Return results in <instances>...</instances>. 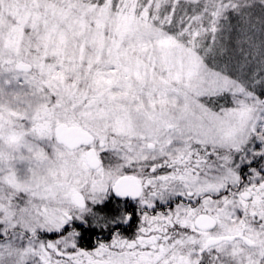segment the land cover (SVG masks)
<instances>
[{
	"label": "rangeland",
	"instance_id": "1",
	"mask_svg": "<svg viewBox=\"0 0 264 264\" xmlns=\"http://www.w3.org/2000/svg\"><path fill=\"white\" fill-rule=\"evenodd\" d=\"M192 1L214 9V19L202 8L174 32L164 27L176 21L162 18L174 0H0V217L8 230L0 264H107L103 247L62 258L77 254L76 230L62 231L67 215L96 222L93 208L109 178L129 164L169 159L186 143L230 147L252 117L264 121V21L237 24L250 32L235 34L228 48L217 40L218 54L201 56L194 46L219 32L218 13L264 0ZM59 123L93 134L95 168L85 147L57 144ZM233 180L225 156L222 167L186 183L201 194ZM74 193L84 206L74 204ZM220 201L206 202L234 228L239 204ZM220 250L225 264L228 245Z\"/></svg>",
	"mask_w": 264,
	"mask_h": 264
},
{
	"label": "flooded vegetation",
	"instance_id": "2",
	"mask_svg": "<svg viewBox=\"0 0 264 264\" xmlns=\"http://www.w3.org/2000/svg\"><path fill=\"white\" fill-rule=\"evenodd\" d=\"M80 127L92 140L78 147L86 148V159L93 150L91 156L99 164L98 153L91 146L95 137ZM247 128L238 131L230 147L212 149L186 143V148L169 159L129 164L109 178L104 189L107 264H222L220 247L224 244L228 245L225 264H264V121L252 117ZM225 156H230L233 181L224 187L217 185L215 192L201 194L186 183L203 170L208 174L222 167ZM121 176L138 180L141 192L137 198L115 195L113 186ZM223 198L239 204L234 228L222 224L219 206L210 208L206 202L211 199L217 204ZM178 205L185 210L178 211ZM200 215L208 216L213 225L196 227L194 222ZM67 218L62 231L76 229L78 217ZM220 237L232 238L207 245Z\"/></svg>",
	"mask_w": 264,
	"mask_h": 264
},
{
	"label": "trees",
	"instance_id": "3",
	"mask_svg": "<svg viewBox=\"0 0 264 264\" xmlns=\"http://www.w3.org/2000/svg\"><path fill=\"white\" fill-rule=\"evenodd\" d=\"M220 1L224 2V0H217V2H220ZM241 5H244V6H241ZM241 5H240V8L238 9L237 8L232 9V10L226 9L222 11L221 13H218V15H216V22L217 23L220 22L222 26L218 27L216 25V26H213V28L215 29L217 27L219 32L218 31L211 32L209 30V32L205 33V36H204L205 38H209V39H203V41L197 40L194 44V46L198 48L199 50L198 53L201 56H202V52H204L205 54H209V53L218 54L220 52L219 46L218 48L217 47L215 48L216 45H214V43H218V41L222 43V47L224 48L232 47L233 45H235L234 43H232L233 42L232 39L235 36V34L240 33V35H247L250 32V31L247 33L246 31L245 33L244 31L238 32L239 29H238L237 24L244 25V24L258 23V22L264 21V6H262L261 4L257 2H253V1H244ZM202 8L204 7L202 3H199V2H194L192 0H174V3L166 7L165 9L166 13L162 14V18L164 19V23H166L168 20H171V19L175 20L176 23H173L172 25H169L168 27L166 26L167 29L165 27L164 29L166 31L171 30V29L174 30V32L179 31V29L182 28V26H184L183 23L188 18H191L192 15H194V13H196L197 11H200V10L202 11ZM204 10L206 11L209 19H214L212 15V13H214V9L204 8ZM190 14H192L191 17H188ZM159 28H162V27H159ZM240 28L242 27L240 26ZM213 33H216L217 35L215 42L213 39H210ZM254 33L257 34L256 31H254ZM242 46H245V44L242 43ZM205 49H207V52H205ZM227 54L232 55L233 54L232 49H230L227 52ZM226 60H229V59L227 58ZM227 64H230L229 61ZM223 65L224 67H226V70H233L232 64L231 66H226L223 63ZM230 72H231L230 74L229 73H226V74L227 75L233 74L232 71ZM15 196H14L15 200L18 199V197L17 196L15 197ZM93 211H94V215H96L98 218L96 222H93V221L90 222V220L88 221V219H86L87 216L85 218L79 217L78 218L79 225L76 229L74 228L76 230L75 232L76 234L75 233L74 234L76 237L75 246L77 249V250H74V252L76 251L77 254L73 255L74 254L73 253L69 257L68 255H63L62 258L66 260H68L69 258L75 260L74 258H77V256L80 253H84V252L89 253L101 247L107 250V207L104 203V194H103V200L99 203H96V205L93 208ZM5 224H6L5 219L0 217V239L7 238L6 232L8 230L5 229ZM24 234L26 237L32 236V234L30 233L28 234L24 233ZM34 235L36 237L49 240V241L55 238L54 235H52L51 233H44L40 230H36ZM145 263L146 262H144V264Z\"/></svg>",
	"mask_w": 264,
	"mask_h": 264
},
{
	"label": "water",
	"instance_id": "4",
	"mask_svg": "<svg viewBox=\"0 0 264 264\" xmlns=\"http://www.w3.org/2000/svg\"><path fill=\"white\" fill-rule=\"evenodd\" d=\"M17 68L22 70H28L30 66L28 64L18 63ZM53 134L58 143L64 144L68 148H75L82 144H87L92 140L90 134L77 125L59 123L55 125ZM92 153L93 150H89L87 154V163L90 167L95 168L98 163L96 161V157H94V159L91 156L93 155ZM113 191L116 196H130L131 199H135L139 196L141 192V186L136 178L130 176H121L114 183ZM72 199L74 204L78 207H82L85 204L83 197L79 193H74ZM194 223L196 227L206 229L210 228L213 225L214 221L206 215H200L195 219ZM240 235H242V229L240 231ZM228 238L232 237L215 238L209 240L207 242V245Z\"/></svg>",
	"mask_w": 264,
	"mask_h": 264
}]
</instances>
